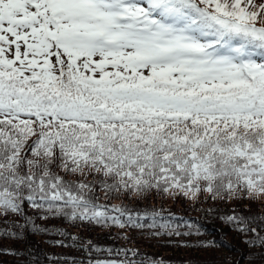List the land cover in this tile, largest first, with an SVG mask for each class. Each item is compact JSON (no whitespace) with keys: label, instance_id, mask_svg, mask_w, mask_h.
<instances>
[{"label":"snow or ice","instance_id":"snow-or-ice-1","mask_svg":"<svg viewBox=\"0 0 264 264\" xmlns=\"http://www.w3.org/2000/svg\"><path fill=\"white\" fill-rule=\"evenodd\" d=\"M169 201L228 205L204 211L264 260V0H0V241L20 245L0 254L174 264L127 246L145 229L220 246Z\"/></svg>","mask_w":264,"mask_h":264},{"label":"trees","instance_id":"trees-1","mask_svg":"<svg viewBox=\"0 0 264 264\" xmlns=\"http://www.w3.org/2000/svg\"><path fill=\"white\" fill-rule=\"evenodd\" d=\"M112 204H119L121 201L113 200ZM149 203L154 204L158 209L160 207L159 200H153ZM163 209L165 214L169 211L174 213L178 217H183L185 219H191L197 223L203 225L204 231L207 233L201 236L200 240H213L215 239L220 246L218 248H211L208 250L201 249H188L184 247H175L167 245L166 241L161 239L151 238L150 231L145 229L143 231L131 232L130 235L133 236V243L128 244V247H138L141 252L148 253L150 255H155L163 257L166 260L174 262V264H180L182 261H187L189 259L196 261L197 264H203L205 261H211L213 264H264V260H252L249 257L250 252H259V248H249L246 244L242 242L241 236L237 235L235 232L230 231L215 215L207 214L204 209L213 207L219 212H226L228 210V205L225 204H203L200 210L192 208L189 205H185L182 201L172 203L171 201L163 203ZM247 208V205L242 206ZM252 212L264 213V206L257 207V205L251 206ZM53 225H59L58 221H51ZM119 233V229H112L111 235L114 237ZM92 237L102 245H110L114 247L125 246L126 242L122 239H109V232L95 229L92 232ZM44 239L41 236H33L32 240L41 241ZM192 243L197 242L196 237L191 238ZM4 247L15 246L20 247L18 244H13L12 241L2 240L0 241ZM45 251L51 252H64L69 255H79V253H73L67 249H51L47 245H43ZM0 261L4 264H14L12 257L0 254Z\"/></svg>","mask_w":264,"mask_h":264}]
</instances>
